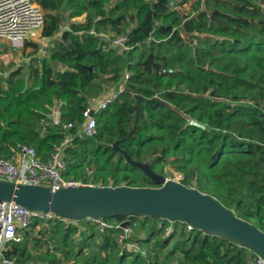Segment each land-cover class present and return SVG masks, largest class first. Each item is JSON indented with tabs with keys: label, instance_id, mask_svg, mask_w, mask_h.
Wrapping results in <instances>:
<instances>
[{
	"label": "trees",
	"instance_id": "16d2710c",
	"mask_svg": "<svg viewBox=\"0 0 264 264\" xmlns=\"http://www.w3.org/2000/svg\"><path fill=\"white\" fill-rule=\"evenodd\" d=\"M33 1L45 15L40 38L52 41L38 68L23 61L24 69L0 70L6 73L0 77V158L26 145L47 162L63 139L62 125L73 124L61 156L64 180L79 181L93 166L105 187L108 179L113 188L137 187L140 179L155 187L112 148L119 141L132 160L155 173L164 165L178 169L182 185L234 208L264 232V0H192L187 12L170 9V0ZM118 36L127 39L123 52L110 45ZM24 47L43 49L38 42ZM106 87L116 98L95 114V136H78L89 99ZM55 105L60 124L51 118ZM127 218L105 221L116 226ZM130 219L132 230L148 236L122 245L137 242L144 253L121 250L119 228L99 232L89 222L80 229L62 221L42 227L35 218L5 256L14 264H251L237 245L204 240L182 223L164 238L153 220ZM74 234L84 244L92 241L89 256L80 258L81 244L76 254L66 248ZM56 237L62 250L51 248Z\"/></svg>",
	"mask_w": 264,
	"mask_h": 264
},
{
	"label": "water",
	"instance_id": "95a60500",
	"mask_svg": "<svg viewBox=\"0 0 264 264\" xmlns=\"http://www.w3.org/2000/svg\"><path fill=\"white\" fill-rule=\"evenodd\" d=\"M67 30L64 28L62 32ZM50 41L52 39H44L43 52L47 51ZM118 144L119 141L114 142L112 148L124 157L127 164L139 169L155 187H90L76 186L71 181L52 192L47 187L0 180V202H13L28 211L50 213L72 222L118 217L179 222L200 231L204 240L216 237L247 248L264 259V232L238 218L213 197L166 180L155 173L150 164L132 160ZM123 226L121 223L119 229Z\"/></svg>",
	"mask_w": 264,
	"mask_h": 264
},
{
	"label": "built area",
	"instance_id": "2783aa9c",
	"mask_svg": "<svg viewBox=\"0 0 264 264\" xmlns=\"http://www.w3.org/2000/svg\"><path fill=\"white\" fill-rule=\"evenodd\" d=\"M181 0H170L168 6L170 9L187 12L192 0L178 6ZM264 10V5H260ZM45 15L42 9L33 0H0V42L5 41L14 49H21L27 42H35L40 38L41 28L44 24ZM100 37H110L105 34H98ZM29 39V40H28ZM126 37H113L110 45L114 48L125 50L124 43ZM6 73L0 71V77H5ZM129 73L124 74L123 81L128 80ZM119 92L123 90V85H119ZM116 98V92L113 88L106 87L105 90L96 97L89 99L87 108L83 113V122L78 126V136L93 137L96 134L95 114L105 110L107 106ZM94 115L91 116L90 114ZM54 124H60L59 110L57 105L52 109L51 115ZM74 126L73 124L62 125L63 139L61 143L55 147V152L51 155L47 162L41 161L36 154L34 148L21 145L9 157L0 158V180L15 183L18 185H30L47 187L52 192L64 188L72 181L76 186L103 187L102 184L94 185L88 179L84 178L79 181H66L62 177L65 169L61 159L62 151L71 145L72 137L68 133ZM87 174L89 169H85ZM111 187V186H109ZM38 219L47 223L48 221H62L66 226L78 223L77 221L61 220L50 213H36L26 210L25 208L13 202H0V264H14L6 258L5 254L9 246L13 243L19 244L23 241V234L27 233L33 219ZM139 219L140 221H144ZM154 220L157 228L163 231L164 236L168 237L173 234L175 222L165 219L149 218ZM131 219L127 218L122 221L124 226L121 228L122 233L119 235L120 244L131 233L132 228L129 225ZM81 222V221H80ZM83 222H89L97 225L100 231L107 228H119L121 223L116 226L108 224L105 220L86 219ZM129 222V223H128ZM183 224V223H182ZM47 226V225H46ZM39 228L37 227L36 230ZM186 232H193L191 226L184 224ZM35 230V231H36ZM243 249L248 253L251 264H264V259L247 248Z\"/></svg>",
	"mask_w": 264,
	"mask_h": 264
},
{
	"label": "rangeland",
	"instance_id": "374dc122",
	"mask_svg": "<svg viewBox=\"0 0 264 264\" xmlns=\"http://www.w3.org/2000/svg\"><path fill=\"white\" fill-rule=\"evenodd\" d=\"M191 3H192V1H191ZM43 42L44 41H42V45H43ZM46 53L47 52H43L42 50H39L38 52H35L31 48H25V47H23L21 49H14V48L10 47L5 41H2V42H0V61L2 63V67L3 68H1L0 70L5 71V72L13 71L17 67H22L23 61H29L33 68H38V66H39L38 57L42 56V55L44 56V55H46ZM54 69H57L56 66H54ZM86 169H89L90 173L87 174L84 171V174L80 177L79 180H82V179L86 178L90 182H92V184H94V185L102 184V176L104 174H102L101 172H98V170L95 167H93V166H90L89 168H86ZM156 173L161 174L166 180H172V181H175L177 183H180L183 180V177H184V173H182L181 171H179L178 169H176L174 167H171L170 165H164L163 167H161L159 169H156ZM107 184H108V186H112V181L108 179V183ZM136 186L139 187V188L140 187L141 188L153 187V186H150L149 183L146 182L143 179H140L137 182ZM206 195H208V194H206ZM217 201H219V200H217ZM231 211L234 212L235 209L232 208ZM124 221H126V220H124ZM84 223L85 222L76 223V225L80 229H82V228L85 227ZM136 223L140 224L139 222H136ZM151 223H155V221L153 220V221H151ZM41 224H42V227H45L47 225L45 222H42ZM146 224H147V222H146ZM92 225H93V228L96 231L101 232L99 230V227H97V225H95V224H92ZM110 229H116V228H110ZM145 229H148V226L147 227L145 226ZM38 230H36V231H38ZM99 232H96V233L98 234ZM137 232L138 231L132 230L131 233L126 238H134V239L138 238V239L142 240V239H146L147 236H148L147 230H144V231L139 232V233H137ZM163 237L165 238L164 233H163ZM119 241H121V240L118 237V243H119ZM78 244H81L82 248H84L83 249V255L80 256V258H84V257L89 256V247L91 245H93V243H92V241H89L86 244H84L83 240H82V238H81V236L79 234L71 235L67 239L66 248H71L72 253L76 254V253H78V248H76L75 245H78ZM171 245H172V242H171ZM234 245H236V244H234ZM63 247H65V246L61 242V239L57 238V237L55 239V243L51 244V248H54V249L57 248V249L62 250ZM54 249H53V251H54ZM120 249L121 250L126 249L129 252L142 251L144 253L146 251L145 247L140 246V244L137 243V242L134 243L133 245H124L123 246L122 244H120ZM130 258L131 257H128L127 260H130Z\"/></svg>",
	"mask_w": 264,
	"mask_h": 264
},
{
	"label": "crops",
	"instance_id": "0c3cea01",
	"mask_svg": "<svg viewBox=\"0 0 264 264\" xmlns=\"http://www.w3.org/2000/svg\"><path fill=\"white\" fill-rule=\"evenodd\" d=\"M82 20H83V17H80V18L75 19V21H77V22H80V21H82ZM42 41H44V39L39 38V39H36L35 42H38V43H40V44L42 45ZM42 51H43V49H42ZM52 66L54 67L53 64H52ZM56 68L59 69L60 66H56ZM57 69H56V70H57Z\"/></svg>",
	"mask_w": 264,
	"mask_h": 264
}]
</instances>
